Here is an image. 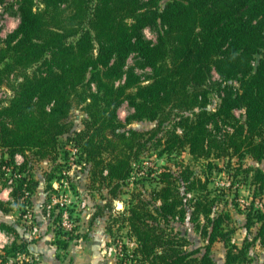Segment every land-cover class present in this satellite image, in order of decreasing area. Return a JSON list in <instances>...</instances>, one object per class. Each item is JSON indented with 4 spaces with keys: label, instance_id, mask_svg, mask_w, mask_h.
<instances>
[{
    "label": "trees",
    "instance_id": "16d2710c",
    "mask_svg": "<svg viewBox=\"0 0 264 264\" xmlns=\"http://www.w3.org/2000/svg\"><path fill=\"white\" fill-rule=\"evenodd\" d=\"M7 2H0L1 9ZM16 4L19 28L0 48V89L7 86L13 93L0 106V179L15 201L33 207L39 181L27 154L41 159L58 155L59 138L71 128L67 120L75 105L82 107L87 119L71 142L96 166L104 165L106 178L117 185L129 179L131 160L138 157L144 137L134 130L118 132L123 127L118 110L125 102L135 110L131 120L156 121L160 126L174 121L182 128V135L173 136L163 153L188 148L194 159L209 166L211 156L264 158V0H16ZM147 29L155 33L156 41L147 39ZM212 91L222 94L215 109L208 106ZM236 110H244V120L236 118ZM18 156L24 158L22 163ZM249 171H254L250 186L256 196L264 192V171L246 169L247 175ZM160 177L165 184L163 205L156 210L164 219L176 217L183 198L171 174ZM7 205L0 201L6 214L13 211ZM212 208L213 201L197 199L195 214L204 213L211 231L203 229L209 234L208 244L205 253L195 257V252L178 247L183 246L181 240L176 242L151 225L158 218L145 203L135 202L129 217L140 244L135 264H216L211 248L218 240L228 247L224 264H242L248 246L231 244V231L222 227L224 216L211 219ZM257 222L264 242V212L251 206L247 229ZM0 230L15 237L0 251V264L30 255L33 241L20 236L14 225L1 223ZM68 244L57 245L67 249Z\"/></svg>",
    "mask_w": 264,
    "mask_h": 264
},
{
    "label": "rangeland",
    "instance_id": "374dc122",
    "mask_svg": "<svg viewBox=\"0 0 264 264\" xmlns=\"http://www.w3.org/2000/svg\"><path fill=\"white\" fill-rule=\"evenodd\" d=\"M7 1L3 9L0 5V48L3 47V40H7L21 22L16 0ZM145 36L156 41V35L150 29L145 31ZM137 72L141 75L145 73L139 68ZM213 74L215 80H220L216 73ZM12 95L10 88L2 87L0 106L6 105ZM221 97L222 94L212 91L209 108H217ZM134 112V108L127 102L118 110V121L123 124L118 132L134 130L144 133L139 155L131 160V175L119 185L106 178L108 170L102 169L104 165L96 166L94 161L88 160L79 146L71 142L76 133L85 127L87 115L81 106L75 105L72 110L67 120L71 128L59 138L58 155L54 159H41L31 153L27 154L32 173L36 179L42 181L43 189L47 193L42 206L44 208L47 203L52 205L48 219L50 227L57 235L55 243L66 241L69 246L72 242L77 243L76 248L84 254L86 249L97 253V246L104 241L108 263L135 264L136 251L140 244L131 229L129 217L134 203L142 201L147 211L158 218V223H149L159 226L167 237L174 238L176 242L181 240L183 246L178 247H183L186 252H195L194 256L198 257L205 253L209 239V234L204 235L202 231L204 228L208 233L211 231V224L204 213L195 214L196 201L203 198L204 201H213L212 213L209 215L211 219L224 216L222 227L231 231V244L241 248L245 244L248 246L242 264H264L263 236L259 235L261 223L257 222L250 230L246 227L249 207L254 206L264 212V192L254 195L255 188L250 186L254 171H249L247 175L246 169L264 171V158L258 161L249 154L242 159L229 155L218 159L211 156L208 161L212 165L209 166L204 160L194 159L188 148L178 150L176 147L171 154L170 151L163 153L168 142L173 143V136L182 135V128L174 121L160 126L156 121L131 120ZM234 113L238 120L245 119L244 110H236ZM228 129L232 132L234 127ZM154 130H157L156 134ZM164 173L171 174L172 179H175L176 188L184 201L179 207L178 215L170 216L169 219H164L162 213L156 210L163 205L161 191L165 184L162 183L160 175ZM4 183L5 180L1 178L0 201L7 203L6 207L13 208L14 214L10 216H17L25 221L22 225L26 230L37 227L38 223L33 218V207L28 208L21 201H15L11 197L12 193L8 201L3 200L2 194L10 189L4 187ZM2 214L3 211L0 210V216ZM30 216L32 219L29 220ZM69 246L67 249L62 248L60 255H66ZM227 249L224 241L218 240L213 244L211 254L216 264L226 262ZM137 255L141 257L140 254ZM19 257L17 261L12 259L9 264L27 262V255ZM35 261L38 260L31 259L28 263L35 264Z\"/></svg>",
    "mask_w": 264,
    "mask_h": 264
},
{
    "label": "crops",
    "instance_id": "0c3cea01",
    "mask_svg": "<svg viewBox=\"0 0 264 264\" xmlns=\"http://www.w3.org/2000/svg\"><path fill=\"white\" fill-rule=\"evenodd\" d=\"M23 160L24 158L22 157L21 161L23 162ZM37 180L39 181L38 178ZM10 194V189H6L5 193L2 194L4 197L3 200L5 202L10 199ZM46 194L47 193L45 189H43L42 181H39V188L33 197V218L34 221L38 223L37 227H35L38 229L37 232H35V228L26 230L22 225L25 221H21V219H18L17 216H10L11 214H14V211H11L7 214L3 213L0 216V224L6 223L16 226L20 236L29 241H33V244L30 246V255L26 257L27 262H29L31 259L32 261L35 259L38 260V264H112L111 261L108 263L106 260V243H104V241L97 246V253H95L93 250L86 249L84 254H82V250L76 248L78 246L76 245L77 243L72 242L70 243L66 255H60L62 249H59V246L55 243L57 235L50 227V221L42 206L43 201L46 199ZM19 221L21 224H16ZM14 238V235L0 230V251L8 246L14 240Z\"/></svg>",
    "mask_w": 264,
    "mask_h": 264
},
{
    "label": "built area",
    "instance_id": "2783aa9c",
    "mask_svg": "<svg viewBox=\"0 0 264 264\" xmlns=\"http://www.w3.org/2000/svg\"><path fill=\"white\" fill-rule=\"evenodd\" d=\"M22 157L21 156H18L17 157V162L18 163H22ZM7 171L8 172H10L11 171V169H7ZM11 183V182H10ZM51 209H52V205L51 204H46L45 206H44V210H45V212H46V214H47V217H49L50 215H51ZM30 219H32V216H30V218H29V220ZM35 228V227H34ZM35 230V232H37L38 231V229L37 228H35L34 229Z\"/></svg>",
    "mask_w": 264,
    "mask_h": 264
}]
</instances>
